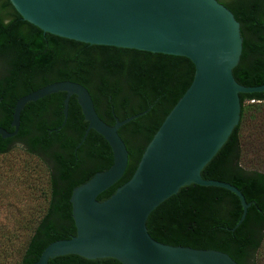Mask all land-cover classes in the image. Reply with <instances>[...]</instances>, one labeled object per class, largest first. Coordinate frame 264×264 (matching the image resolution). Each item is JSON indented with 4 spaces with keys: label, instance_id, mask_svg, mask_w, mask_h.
<instances>
[{
    "label": "trees",
    "instance_id": "16d2710c",
    "mask_svg": "<svg viewBox=\"0 0 264 264\" xmlns=\"http://www.w3.org/2000/svg\"><path fill=\"white\" fill-rule=\"evenodd\" d=\"M217 1L239 24L241 50L231 70L234 80L245 86L264 84V0ZM192 74L193 64L184 56L88 44L42 32L21 19L9 0H0V127L12 129L10 114L19 96L57 80L83 85L96 114L107 124H112L114 116L122 119L147 108L116 130L127 151L126 165L97 200L108 197L128 179ZM63 97L64 92L58 91L25 103L16 134L0 137V153L21 143L46 173L42 191L46 203L38 216L24 222L27 231L22 245L1 247L21 234L0 228V264H34L47 243L73 235L71 189L111 163L110 148L99 134L89 129L80 140L86 122L74 95L68 98L62 123ZM238 97V121L201 168L200 176L234 185L250 202L241 222L233 227L241 214L234 193L189 183L158 203L148 213L145 227L162 243L219 250L236 264H264V167L257 165L262 160L260 152L247 155L242 142L244 125L264 118V91L238 93ZM256 133L255 141L264 152V133ZM47 264L121 263L111 257L64 254L48 259Z\"/></svg>",
    "mask_w": 264,
    "mask_h": 264
},
{
    "label": "water",
    "instance_id": "95a60500",
    "mask_svg": "<svg viewBox=\"0 0 264 264\" xmlns=\"http://www.w3.org/2000/svg\"><path fill=\"white\" fill-rule=\"evenodd\" d=\"M9 2L21 19L42 32L88 44L184 56L193 64L188 86L152 134L132 173L103 200L96 196L121 176L127 160L125 145L116 130L147 108L122 119L114 116L112 124H107L96 114L87 89L71 80L47 83L15 100L9 121L12 129L0 127L1 138L16 134L25 103L63 91L62 123L68 98L74 95L86 122L80 140L91 129L111 152L106 169L94 172L71 189L69 202L75 233L47 243L33 263L47 264L54 256L76 254L88 259L111 257L121 264H236L219 250L159 242L145 227L148 213L189 183L234 193L241 214L233 227L241 222L250 204L234 185L200 176L201 168L238 121V93L264 91V84L245 86L232 76L241 36L229 9L217 0Z\"/></svg>",
    "mask_w": 264,
    "mask_h": 264
},
{
    "label": "rangeland",
    "instance_id": "374dc122",
    "mask_svg": "<svg viewBox=\"0 0 264 264\" xmlns=\"http://www.w3.org/2000/svg\"><path fill=\"white\" fill-rule=\"evenodd\" d=\"M264 133V118L258 123H246L243 128L242 142L247 155L260 152L264 167V152L255 141ZM257 150V151H254ZM46 186V173L38 158L25 151L21 143H14L8 151L0 153V228L20 233L16 239L2 243L18 248L26 236L27 227L24 222L38 216L45 205L43 188ZM11 264V263H10Z\"/></svg>",
    "mask_w": 264,
    "mask_h": 264
}]
</instances>
